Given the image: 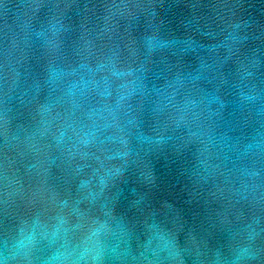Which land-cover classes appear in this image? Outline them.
<instances>
[{
  "label": "water",
  "instance_id": "water-1",
  "mask_svg": "<svg viewBox=\"0 0 264 264\" xmlns=\"http://www.w3.org/2000/svg\"><path fill=\"white\" fill-rule=\"evenodd\" d=\"M0 264H264V0H0Z\"/></svg>",
  "mask_w": 264,
  "mask_h": 264
}]
</instances>
